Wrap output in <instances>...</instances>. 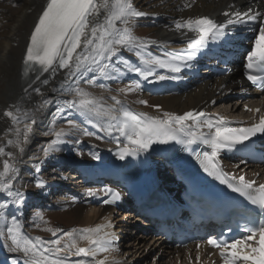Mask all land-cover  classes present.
<instances>
[{"label":"snow or ice","instance_id":"1","mask_svg":"<svg viewBox=\"0 0 264 264\" xmlns=\"http://www.w3.org/2000/svg\"><path fill=\"white\" fill-rule=\"evenodd\" d=\"M146 16L147 13L134 6L133 0H46V5L30 32L22 60V76L34 74V79L30 78L29 88L40 94L41 88H33L34 84L39 82L47 86L58 72H63L64 79L73 83L60 90L72 92L79 97L78 101H68L67 109L74 110L83 121L116 140L115 156L120 161L127 157L135 159L149 152L154 145L174 142L183 146L185 151L192 145L202 146V151L196 153L195 159L203 172L225 185L232 193L245 198L259 213L258 222L252 220L244 225L243 231L246 234L243 238L229 242L227 238L209 236L207 244L219 249L222 264H264V183L256 186L254 180L246 179L243 174L238 177L229 175L222 170L219 162L222 152L239 151L248 147V142L258 133L264 134V115L259 116L258 123L254 122L248 127H232V122L225 117L209 116L204 111H186L179 115L165 111L162 117L149 116L143 112H133L115 96L111 97L114 105L105 108L98 100L90 98L89 92L73 86L80 78H85L84 82L89 85L95 84L97 77L115 79L124 70L136 75L139 80L118 89L122 93L141 90V80L148 83L179 80L183 69L190 68L191 62L210 44L224 42L234 35L233 28L251 22L258 25V32H254L255 38L245 57L243 76L253 86L264 90V11L259 10V5L256 8L249 6L246 10L237 8L225 11L223 16L226 19L223 22L214 21L207 16L175 20L176 30L195 33V38L187 39L186 47L179 52H165L162 56L148 51L150 45H156V41L133 35L134 28L139 26V18ZM123 51L134 54L138 60L137 65L124 59L120 55ZM89 73L92 74L91 77L86 78ZM45 74L48 76L42 79ZM28 90L24 89L25 92ZM52 91L56 92L57 89L54 87ZM137 102L145 105L148 103L145 100ZM48 103L44 99L42 106ZM212 103L215 104L216 101ZM153 107L159 109V105ZM246 110L253 111L247 109V106ZM255 111L259 112V109ZM3 115L11 118L14 123L20 122L11 110H6ZM31 115L33 113L25 112L24 118ZM35 123L33 119L32 124ZM32 124L25 125L23 141H16L21 153L25 151L21 143L28 142ZM67 124V129L51 133L55 138L45 143L42 149L46 158L54 152L62 151L61 145L68 142L65 137L72 130L79 129V124L71 118L67 120ZM16 132L19 137L21 130L16 129ZM114 132L117 135H113ZM84 134L93 135L90 132ZM81 142L74 141L76 144ZM8 143L13 141L9 140ZM0 155L13 157V153H5L2 147ZM75 155L83 154L76 151ZM91 159L98 160L99 156L93 153ZM41 170L42 163H36L33 183L36 189L43 191L47 184L39 178ZM55 171L53 168V172ZM17 180L18 170L5 160L3 171H0V194H5L7 199L0 202V210L6 211L10 206L19 210L25 203L27 193L14 188ZM100 192L110 198L104 200L105 204L121 199V193L112 188H88L85 195L96 197ZM39 219L44 218L39 216ZM22 227V221L17 216L11 217L4 242L9 253L18 254L16 264H21V261L22 264H105V260H96V257L110 251L117 239L114 232L103 230L111 228V223L71 231L49 228L47 231L54 237L49 241L39 236L28 238L22 233ZM58 233L61 235L55 238ZM76 237L86 240L88 247H78ZM65 251L68 256H76L78 259L72 261L68 256H62L61 253ZM196 259L199 261V256Z\"/></svg>","mask_w":264,"mask_h":264},{"label":"bare ground","instance_id":"2","mask_svg":"<svg viewBox=\"0 0 264 264\" xmlns=\"http://www.w3.org/2000/svg\"><path fill=\"white\" fill-rule=\"evenodd\" d=\"M133 4L139 11L147 13L146 17L139 18L137 24L148 26L156 32V37L148 40H154L157 43L156 45H150L148 51L153 55L161 56L165 52H179L186 47L187 39L195 38V33L183 29L176 30L174 27L175 20L207 16L217 22H223L226 19L223 16L225 11L237 8L246 10L249 6L256 8L257 5H259V10L264 11V0H256L255 3H253V0H135ZM45 5L46 0H0V147L5 149V153H13V157L0 155V171H3L5 160L13 164L19 174V180L14 182V188L26 192L27 196H30L26 186L28 182L33 181L35 164L41 163L45 158L42 151L43 146L55 138L51 134L52 132L67 129V120L71 118L79 124V129L72 130L65 137L68 142L61 145L62 151L49 155L47 169L50 170V176L55 177V182H57L48 181L41 173L39 174V178L47 184L45 189H49L52 193L55 190L57 191L56 195L59 196L57 201L50 200L44 207L50 210L61 208L71 210L75 216L84 221L85 225L76 224L62 230H79L111 223V228L103 230L115 232L121 245L116 249L112 246L110 251L100 253L96 257V260H105V264H176L178 259L182 262L194 261L195 251L192 246L179 248L159 236L150 234L144 236L140 231L141 227L138 228L134 236L129 234L124 242L125 238L121 239V236L125 232L122 231L117 234V230L113 225H115L114 222H119L118 218L121 215L127 213L126 210L81 203L88 197L85 195L86 189H98L100 183L85 184L82 178L76 175L80 171L79 168L74 167L75 169H71V166L78 164L85 170L93 169L95 172L106 170L108 173L114 174L120 160L110 154V149L117 147V143L116 140L104 132L94 128L92 124L83 121V118L74 110L67 109L66 103L73 100L78 101L79 97L72 92L60 90L67 84L73 83V81L64 79L63 72H58L57 76L47 86L39 82L34 84L33 88H41L40 94L29 88L30 78L34 79V74L30 73L29 77L22 76V60L30 38V32ZM230 6L232 7L230 8ZM155 19L163 20V24L155 27L157 23ZM136 28L139 30L144 29L139 26ZM255 29H258V25L251 22L247 25L235 27L232 29L234 35L216 45L220 48L227 44L242 47L253 40L251 35ZM238 35H245L248 39L240 41L237 38ZM210 53L217 52L206 48L191 62L190 68L183 69L181 79L174 81L180 85L178 94L167 92L165 87L167 84H163L160 87L161 93L156 95H149L142 90L122 93L118 89L125 88L132 84L135 78H138L126 70L118 75L114 82L97 77V82L89 85L84 82L85 78H80L73 86H78L89 92L91 94L90 98H95L105 108L114 105L111 97L115 96L122 104L129 105L151 116L162 117L165 111L178 115L186 111H204L209 116L225 117L232 122L230 124L232 127L257 122L259 116L264 115V93L249 88L239 77L237 65L241 60L240 57H237L231 63L232 69L228 74L213 75L208 66V55ZM120 55L132 65H137L138 60L134 54L123 51ZM216 61L217 59L214 60V62ZM202 65L207 66L199 71V66ZM120 66L123 67V65ZM91 75V73L87 74L86 78H90ZM47 76L48 74H45L42 79ZM54 87L57 89L56 92L52 91ZM24 89L29 90L25 92ZM228 96H235L237 107L234 112L228 111L226 106H223V110H218L216 104L212 103V101H216L217 105H223L226 103ZM44 99L49 101L46 106H42ZM139 100H145L148 103L147 105L140 104L137 102ZM154 105H159V109L153 107ZM246 106L247 109H253V111H247ZM255 108L259 109V112H255ZM6 110H11L20 122L14 123L11 118L5 117L3 113ZM25 112L33 113V115L24 118ZM33 119L36 121L35 124H32ZM26 124H32V130L29 133L28 142L21 143V146L25 149L21 153L16 146V141L17 139L23 141L22 133ZM16 129L21 130L19 137ZM202 130L207 131V129ZM85 132L93 133V135H85ZM113 135L117 134L114 132ZM98 136L101 138L97 139ZM9 140L13 143H8ZM75 140L82 142L76 144L74 143ZM76 151H80L83 155L76 156ZM93 153L99 156L98 160L91 159ZM46 166L47 164H45ZM153 166L160 171L162 170L159 162L154 163ZM224 167L231 174L239 173L234 164L228 166L224 164ZM53 168L56 169L55 172H53ZM243 174L248 180L264 183L263 166L261 168L247 167ZM160 181L167 187L173 186L170 190L176 185L173 176L167 170L161 173ZM52 182L55 184L52 185ZM6 199L5 194H0V202ZM39 203L36 202L39 207L42 206ZM13 216H17L22 221V233L28 238L39 236L45 241L54 238L51 232L46 234L44 231L35 229L36 227L27 228L17 207L10 206L6 211L0 210V233H3V235H0V264H16L18 259V254L9 253L4 246L7 227L11 224V217ZM60 235L61 233H58L55 238ZM65 240H67V237H65ZM76 243L78 247H88V242L80 240L79 237H76ZM61 255L68 256V252H62ZM68 258L72 261L78 259L76 256H68ZM202 258L205 259L204 253H202Z\"/></svg>","mask_w":264,"mask_h":264},{"label":"rangeland","instance_id":"3","mask_svg":"<svg viewBox=\"0 0 264 264\" xmlns=\"http://www.w3.org/2000/svg\"><path fill=\"white\" fill-rule=\"evenodd\" d=\"M135 1V0H133ZM157 18V17H156ZM155 27L157 25L163 24V20H157ZM165 23V22H164ZM139 27H142L144 29L139 30L138 28H134L133 34L137 35L138 37L145 38V39H151L156 37V32L149 28L148 26H141L138 24ZM138 27V26H137ZM205 69V67H204ZM116 79V78H115ZM115 79H109L110 82H114ZM216 108L218 110H223V108L226 106L228 111L234 112V109L237 107L235 96L228 97L226 100V103L223 105H217ZM224 106V107H223ZM49 156L44 158L42 163V170L41 174L42 176H47V180L50 178L48 176L51 175L50 170L48 168V160ZM45 164L47 166L45 167ZM54 176V175H53ZM45 178V177H44ZM46 179V178H45ZM55 184L52 182V185ZM27 191L30 193V196H27L26 202L23 204L22 207H20V214L23 219V222L27 228H35L39 231H44L46 234H49L46 229H65L68 228V226H73L76 224H84V221H81L79 217L75 216L71 210H64L62 209H53V210H47L44 206L48 203L50 200H57V196L43 193V191H40L35 188L33 181L28 182ZM45 191V190H44ZM40 202L39 204L42 205L38 207L36 202ZM37 205V208L35 207ZM57 210V211H56ZM38 216H43V220H40ZM39 221V222H38ZM85 225V224H84ZM40 228H39V227ZM45 226V228H44ZM42 228V229H41ZM134 228V227H132ZM44 235V234H43ZM135 232L132 233L131 236H134ZM129 237V235H127ZM126 237V238H127ZM151 262V261H150Z\"/></svg>","mask_w":264,"mask_h":264}]
</instances>
